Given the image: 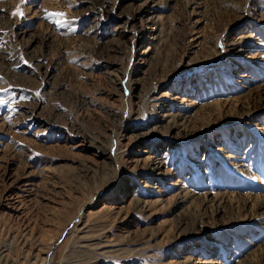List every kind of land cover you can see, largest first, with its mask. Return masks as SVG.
Segmentation results:
<instances>
[{"label": "rangeland", "instance_id": "1", "mask_svg": "<svg viewBox=\"0 0 264 264\" xmlns=\"http://www.w3.org/2000/svg\"><path fill=\"white\" fill-rule=\"evenodd\" d=\"M0 100V264H264V0H0Z\"/></svg>", "mask_w": 264, "mask_h": 264}, {"label": "snow or ice", "instance_id": "2", "mask_svg": "<svg viewBox=\"0 0 264 264\" xmlns=\"http://www.w3.org/2000/svg\"><path fill=\"white\" fill-rule=\"evenodd\" d=\"M13 15H17V13H13ZM5 102L3 100H0V105H3Z\"/></svg>", "mask_w": 264, "mask_h": 264}, {"label": "bare ground", "instance_id": "3", "mask_svg": "<svg viewBox=\"0 0 264 264\" xmlns=\"http://www.w3.org/2000/svg\"><path fill=\"white\" fill-rule=\"evenodd\" d=\"M51 262H52V254H50L49 256V264H51Z\"/></svg>", "mask_w": 264, "mask_h": 264}]
</instances>
